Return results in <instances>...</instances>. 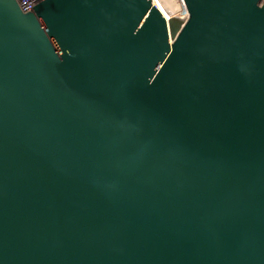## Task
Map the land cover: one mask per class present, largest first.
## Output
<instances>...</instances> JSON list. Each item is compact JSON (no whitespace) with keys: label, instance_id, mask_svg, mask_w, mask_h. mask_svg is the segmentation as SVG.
Segmentation results:
<instances>
[{"label":"water","instance_id":"95a60500","mask_svg":"<svg viewBox=\"0 0 264 264\" xmlns=\"http://www.w3.org/2000/svg\"><path fill=\"white\" fill-rule=\"evenodd\" d=\"M0 0V264H264V0Z\"/></svg>","mask_w":264,"mask_h":264},{"label":"rangeland","instance_id":"374dc122","mask_svg":"<svg viewBox=\"0 0 264 264\" xmlns=\"http://www.w3.org/2000/svg\"><path fill=\"white\" fill-rule=\"evenodd\" d=\"M152 2H154L167 17L172 15L177 18H183L186 15L185 6L181 0H152ZM165 5H167L168 8Z\"/></svg>","mask_w":264,"mask_h":264},{"label":"built area","instance_id":"2783aa9c","mask_svg":"<svg viewBox=\"0 0 264 264\" xmlns=\"http://www.w3.org/2000/svg\"><path fill=\"white\" fill-rule=\"evenodd\" d=\"M39 1V0H17L18 5L20 6L22 11H30L32 10V7H34V4ZM186 12V10H185ZM186 17V15L181 18L184 19Z\"/></svg>","mask_w":264,"mask_h":264},{"label":"bare ground","instance_id":"6f19581e","mask_svg":"<svg viewBox=\"0 0 264 264\" xmlns=\"http://www.w3.org/2000/svg\"><path fill=\"white\" fill-rule=\"evenodd\" d=\"M167 8H168V6L167 5H165ZM161 11V10H160ZM162 12V11H161ZM163 14V13H162ZM164 15V14H163ZM165 16V15H164ZM167 19L169 18V17H167V16H165Z\"/></svg>","mask_w":264,"mask_h":264}]
</instances>
